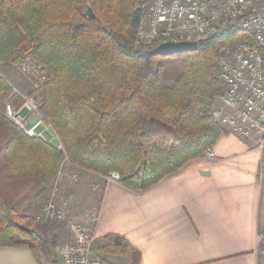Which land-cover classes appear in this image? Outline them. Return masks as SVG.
<instances>
[{"label": "trees", "instance_id": "trees-1", "mask_svg": "<svg viewBox=\"0 0 264 264\" xmlns=\"http://www.w3.org/2000/svg\"><path fill=\"white\" fill-rule=\"evenodd\" d=\"M133 6L134 0H0V64L13 68L28 56L42 64L48 78L41 109L65 149L6 116L12 87L0 75V246H27L40 264L52 253L24 207L51 188L64 156L88 172H118L124 186L142 191L203 157L225 132L212 116L226 88L220 52L252 40L251 31L230 24L197 50L146 58L134 47L140 11ZM262 234L264 248V225ZM105 240L95 249L128 253L131 264L139 263L140 251L123 238Z\"/></svg>", "mask_w": 264, "mask_h": 264}, {"label": "crops", "instance_id": "crops-1", "mask_svg": "<svg viewBox=\"0 0 264 264\" xmlns=\"http://www.w3.org/2000/svg\"><path fill=\"white\" fill-rule=\"evenodd\" d=\"M212 149L215 158L190 160L148 190L86 171L87 190L73 195L68 218L80 220L101 242L120 236L140 251L138 264H264L263 153L230 132ZM44 203L35 198L24 212L35 217ZM69 228L60 237L72 239ZM97 252L107 264L132 262L128 253ZM0 264L40 263L27 246H0Z\"/></svg>", "mask_w": 264, "mask_h": 264}, {"label": "built area", "instance_id": "built-area-1", "mask_svg": "<svg viewBox=\"0 0 264 264\" xmlns=\"http://www.w3.org/2000/svg\"><path fill=\"white\" fill-rule=\"evenodd\" d=\"M137 6L140 16L134 47L143 53L168 41L200 43L230 24L251 31L252 40H241L220 52L219 66L226 88L220 94V106L212 116L225 132L259 148L263 153L261 164L264 168V0H139ZM18 69L29 77L31 75L35 89L43 86L48 78L42 64L29 56ZM8 82L12 93L6 99V116L28 135L50 142L56 140L54 144L64 150L53 124L43 114L35 97L24 93L9 79ZM15 98L19 99L17 103ZM23 110H26L24 115ZM215 155L210 147L203 157L213 159ZM58 176L76 181L79 172L66 174L61 169ZM107 178L120 181L118 172H112ZM97 188H100L98 183L94 186L95 190ZM69 204L56 196L47 202L37 219L66 220L70 215ZM69 224L73 237L59 247L62 263L107 264L95 249L97 238L90 228L75 219H69ZM262 238L263 235L261 241Z\"/></svg>", "mask_w": 264, "mask_h": 264}, {"label": "rangeland", "instance_id": "rangeland-1", "mask_svg": "<svg viewBox=\"0 0 264 264\" xmlns=\"http://www.w3.org/2000/svg\"><path fill=\"white\" fill-rule=\"evenodd\" d=\"M138 1L139 0H134V6L133 7H135V8L138 7L137 6ZM174 70L176 72H178V67L173 66L170 68V71H174ZM1 74L4 77L6 76V78H8L12 82L13 85L19 86V88L24 93H26V94L30 93L32 96H34L35 99L40 104V107H41V102L43 101V94L41 91L42 86L35 89L34 86H32L33 85L32 80L30 78H28V76L26 74L22 73L18 69V65L16 67L7 69L2 64H0V75ZM18 100H17V102H18ZM217 100L218 101L216 102L217 103L216 106L219 107L220 106V97H218ZM21 113L24 115L26 113V110H23ZM43 114H45V113H43ZM50 122H51V120H50ZM51 123H53V122H51ZM55 141H53L52 143H55ZM63 149H64V146H63ZM62 160L63 161H62V168L61 169L66 174L79 172V178L76 181H72L70 179H68V180L63 179L57 175L52 186H51V188L46 191V192L49 191L48 196L46 195V192L40 196V197H43V203L45 202L44 206L47 204V202L49 200H51L52 198H54L56 196L60 197L61 200L67 201L71 204V201L73 200V195H75L76 193H80V192L84 193L85 190H87V187L84 186L85 184L83 182V180L86 179L85 175L87 172L85 170L77 167L72 162V160L69 158V156H67V155L64 156V158ZM90 173H93V172H90ZM96 174H98V173H96ZM91 182H92L91 183V187H92V184L94 181H91ZM85 200H78V202L80 204H82V203L84 204ZM44 206H43V208H44ZM43 208L39 211V213H37L35 215V218H36V222L38 223L39 232L47 235V237L50 241V246H51L50 249L52 251V253L49 256L44 254V261H45L44 264H51V260H50L51 258H55L56 260H61L60 262L62 264L63 261L61 259L59 247L62 243L70 241L71 236L67 239H65V238L63 239V237H60L61 236L60 234H63L64 232H68V228L70 225H69V223H67V221L62 222V221L51 220V219H46V218H42V219L38 220L37 217L41 215V212H43ZM70 214H71V211H70ZM71 216H72V214H71ZM76 221L81 222L78 219ZM69 235H71V234H69ZM48 260H49V262H48ZM57 264H58V262H57Z\"/></svg>", "mask_w": 264, "mask_h": 264}, {"label": "water", "instance_id": "water-1", "mask_svg": "<svg viewBox=\"0 0 264 264\" xmlns=\"http://www.w3.org/2000/svg\"><path fill=\"white\" fill-rule=\"evenodd\" d=\"M88 13L90 17L95 18V13L91 7L88 8ZM199 47V43L195 41H181V42H163L158 46L145 51L142 55L146 58H151L154 55H173L177 53L194 51ZM27 231H31L28 227H23Z\"/></svg>", "mask_w": 264, "mask_h": 264}]
</instances>
